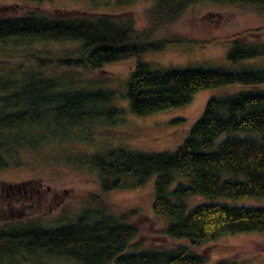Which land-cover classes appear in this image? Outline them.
Instances as JSON below:
<instances>
[{
	"label": "trees",
	"instance_id": "1",
	"mask_svg": "<svg viewBox=\"0 0 264 264\" xmlns=\"http://www.w3.org/2000/svg\"><path fill=\"white\" fill-rule=\"evenodd\" d=\"M16 1L41 4L50 0ZM129 1L117 3L126 5ZM152 1V30L173 22L200 1L264 8V0ZM152 30L137 33L130 18L105 14L0 17V47L24 48L19 55L27 64L0 69V171L21 166L20 154L24 151L67 142L75 128L100 121L115 123L122 110L114 106L112 90L87 88L92 82L83 88L75 73L50 72L96 71L181 42L152 41ZM48 42L80 45L58 55L30 47ZM255 43L234 39L226 52L227 61L235 65L264 57V46ZM232 84H264V67L197 65L159 70L137 61L124 82L122 97L133 115L144 117L184 107L199 91ZM79 164L96 172L103 193L139 188L154 177L151 211L169 219L161 233L170 240L183 239L187 245L129 253L138 229L127 220L136 212L115 215L99 195L93 194L78 214L61 219L56 226L25 221L0 227V264H34L31 261L39 258L66 259L76 264H202L205 256L194 254L192 248L224 235L264 233V207L214 202L219 198L264 199V91L209 98L187 137L172 152L146 153L116 147L82 158ZM176 179L184 181L174 184ZM195 196L209 202L189 209L186 201Z\"/></svg>",
	"mask_w": 264,
	"mask_h": 264
},
{
	"label": "rangeland",
	"instance_id": "2",
	"mask_svg": "<svg viewBox=\"0 0 264 264\" xmlns=\"http://www.w3.org/2000/svg\"><path fill=\"white\" fill-rule=\"evenodd\" d=\"M152 0H131L119 5L117 0H50L44 3L0 0V17H18L39 13L48 17L100 14L130 18L137 33L152 30ZM152 41L179 39L157 53H144L123 62L105 65L96 71L51 70V75L75 73L81 87L112 90L114 106L122 110L115 123L94 122L69 132L68 141L50 143L20 154L21 166L0 171V227L13 222L35 221L45 227L56 226L63 219H72L86 206L93 195H99L106 208L119 215L131 210L136 214L127 222L138 229V236L129 245V253L142 250H170L187 245L183 239L170 240L162 235L169 219L151 211L153 183L151 177L143 186L131 190L101 192L96 172L78 165L82 158L105 149L121 147L146 153L172 152L187 137L192 123L202 112L209 98H219L240 91H264V84L255 86L224 85L205 89L193 95L181 108L138 117L123 99L124 82L139 61L159 70L183 69L192 66L235 69L242 66L264 67V57L232 64L226 59L230 42L244 38L264 46V8L245 3L214 4L197 2L173 22L153 28ZM79 42H48L30 46L58 55L70 51ZM21 47H0V69L14 68L22 63ZM16 52V53H14ZM15 54L19 56L13 57ZM13 57V58H12ZM50 71V70H49ZM48 71V72H49ZM178 120L179 122H173ZM176 179L175 183L183 182ZM169 186L168 190L174 186ZM204 197L187 199L188 208L208 203ZM231 206L264 207L263 198L243 200L216 199ZM264 233L224 235L191 251L204 255L202 264H264ZM34 264H76L70 260L39 258Z\"/></svg>",
	"mask_w": 264,
	"mask_h": 264
},
{
	"label": "water",
	"instance_id": "3",
	"mask_svg": "<svg viewBox=\"0 0 264 264\" xmlns=\"http://www.w3.org/2000/svg\"><path fill=\"white\" fill-rule=\"evenodd\" d=\"M263 251H264V247H263Z\"/></svg>",
	"mask_w": 264,
	"mask_h": 264
}]
</instances>
